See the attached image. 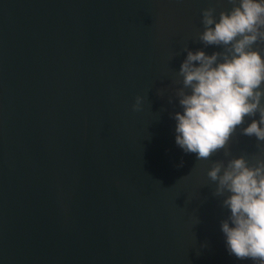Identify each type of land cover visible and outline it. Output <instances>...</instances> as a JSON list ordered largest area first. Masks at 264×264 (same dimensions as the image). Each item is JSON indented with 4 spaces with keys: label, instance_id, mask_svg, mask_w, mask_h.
Listing matches in <instances>:
<instances>
[{
    "label": "water",
    "instance_id": "95a60500",
    "mask_svg": "<svg viewBox=\"0 0 264 264\" xmlns=\"http://www.w3.org/2000/svg\"><path fill=\"white\" fill-rule=\"evenodd\" d=\"M212 5L232 6L0 0V264H253L229 255L211 194L224 150L185 153L168 103ZM228 150L264 158L239 128Z\"/></svg>",
    "mask_w": 264,
    "mask_h": 264
},
{
    "label": "clouds",
    "instance_id": "9594fccd",
    "mask_svg": "<svg viewBox=\"0 0 264 264\" xmlns=\"http://www.w3.org/2000/svg\"><path fill=\"white\" fill-rule=\"evenodd\" d=\"M230 3V9L219 12L215 5L202 10L198 39L204 47L184 45L176 81L180 87L168 103L178 99L182 109L171 115L175 142L185 153L209 160L224 150L226 161H213L207 177L214 185L212 196L229 211L220 221L229 255L264 264V158L234 156L228 150L238 128L241 135L264 143V54L255 47L264 44V0ZM210 46L216 50L208 53ZM144 99L136 97L134 111L142 109ZM182 166L183 160L177 167Z\"/></svg>",
    "mask_w": 264,
    "mask_h": 264
}]
</instances>
